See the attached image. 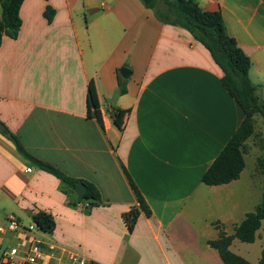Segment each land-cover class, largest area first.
<instances>
[{"label": "crops", "instance_id": "crops-1", "mask_svg": "<svg viewBox=\"0 0 264 264\" xmlns=\"http://www.w3.org/2000/svg\"><path fill=\"white\" fill-rule=\"evenodd\" d=\"M196 2L222 15L264 101V0ZM20 17L17 38L0 47V122L33 157L93 184L102 202H79L0 131V225L13 214L36 229L47 217L52 231L37 235L88 264H225L209 245L216 224L233 234L255 210V189L262 200L264 178L252 167L248 181L245 167L229 184L202 182L245 119L209 51L141 0H25ZM90 83L102 124L88 114ZM115 110L124 112L121 127ZM237 240L232 252L258 264L264 244L243 254Z\"/></svg>", "mask_w": 264, "mask_h": 264}, {"label": "trees", "instance_id": "trees-1", "mask_svg": "<svg viewBox=\"0 0 264 264\" xmlns=\"http://www.w3.org/2000/svg\"><path fill=\"white\" fill-rule=\"evenodd\" d=\"M141 1L145 6L155 11L160 21L189 31L194 39L209 51L214 62L222 69L224 73L222 78L223 86L239 104L245 113V119L220 156L203 175L202 182L207 186H220L240 179L246 167L247 143L256 133V117L261 115L264 118V101L258 95V86L253 84L250 78L252 66L250 58L239 47L235 39L228 34L222 15L219 12L203 10L196 0ZM24 2L25 0L0 1L2 7L0 47L5 36L17 38L22 26L20 9ZM45 16L51 22L54 11L47 7ZM88 108L89 117H95L102 124L100 102L93 83L89 85ZM112 116L115 124L121 127L124 112L115 110ZM5 135L15 142L19 152L25 157L33 161L41 170L59 179L67 188L68 193H75L77 184L83 182L87 186V193L83 199H79V202L87 203L91 206H97L102 202L101 194L93 184L72 178L56 167L36 159L25 150L17 136L8 131L5 132ZM258 171L264 176V158L258 159ZM130 184L141 210L147 217H151L152 212L149 206L131 179ZM263 220L264 193L260 204L253 212L248 213L239 225L234 227L233 234H228L224 227L217 223L219 238L209 241V245L219 252L225 264H252L244 257L232 252L231 246L236 239L248 244L254 243ZM36 221L43 231H52V225L47 217H37ZM258 264H264V248Z\"/></svg>", "mask_w": 264, "mask_h": 264}, {"label": "built area", "instance_id": "built-area-1", "mask_svg": "<svg viewBox=\"0 0 264 264\" xmlns=\"http://www.w3.org/2000/svg\"><path fill=\"white\" fill-rule=\"evenodd\" d=\"M27 172L31 173L32 168ZM36 229L24 226L13 214L0 225V236L21 234L14 245L0 246V264H88L87 259L75 251L64 250L37 235Z\"/></svg>", "mask_w": 264, "mask_h": 264}, {"label": "rangeland", "instance_id": "rangeland-1", "mask_svg": "<svg viewBox=\"0 0 264 264\" xmlns=\"http://www.w3.org/2000/svg\"><path fill=\"white\" fill-rule=\"evenodd\" d=\"M161 4H163V2H161ZM256 133L255 136H253V138H251L248 141L247 144V157H246V174L244 175V178L247 179L249 181L250 179V171L251 168L253 167V169H256V175L257 176H262L264 178V176L258 171V159L264 158V118L261 115H258L256 117ZM261 202V195L259 193L258 190L255 189V194H254V201H253V205L252 208H256L257 204ZM15 242H13V238L11 236V234H7L4 237V243L3 246L7 247V246H12L14 245ZM264 244V220L262 222V229L260 232V238L257 241L256 244L251 245V244H247L244 242H241L239 240H237V248L240 250L241 253L246 254L247 250H252L254 253H259L260 251V247L261 245ZM244 245V246H241ZM252 258V257H251ZM254 260V259H252Z\"/></svg>", "mask_w": 264, "mask_h": 264}, {"label": "water", "instance_id": "water-1", "mask_svg": "<svg viewBox=\"0 0 264 264\" xmlns=\"http://www.w3.org/2000/svg\"><path fill=\"white\" fill-rule=\"evenodd\" d=\"M0 1H2V0H0ZM121 75L124 78H128L130 75V70L127 68H123L121 70ZM0 131L2 133L6 132L5 126L1 122H0ZM75 193L79 199H83L87 193V186L83 182H79L75 188Z\"/></svg>", "mask_w": 264, "mask_h": 264}]
</instances>
